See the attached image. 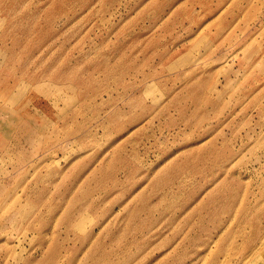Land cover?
Listing matches in <instances>:
<instances>
[{
	"label": "rangeland",
	"instance_id": "1",
	"mask_svg": "<svg viewBox=\"0 0 264 264\" xmlns=\"http://www.w3.org/2000/svg\"><path fill=\"white\" fill-rule=\"evenodd\" d=\"M0 264H264V0H0Z\"/></svg>",
	"mask_w": 264,
	"mask_h": 264
}]
</instances>
